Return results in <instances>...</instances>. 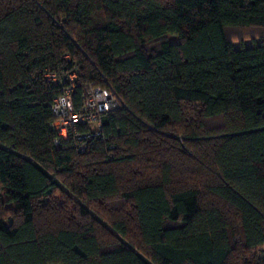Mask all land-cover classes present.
<instances>
[{
  "label": "trees",
  "instance_id": "1",
  "mask_svg": "<svg viewBox=\"0 0 264 264\" xmlns=\"http://www.w3.org/2000/svg\"><path fill=\"white\" fill-rule=\"evenodd\" d=\"M74 70L120 101L82 152ZM262 163L264 0H0V264H264Z\"/></svg>",
  "mask_w": 264,
  "mask_h": 264
},
{
  "label": "built area",
  "instance_id": "2",
  "mask_svg": "<svg viewBox=\"0 0 264 264\" xmlns=\"http://www.w3.org/2000/svg\"><path fill=\"white\" fill-rule=\"evenodd\" d=\"M47 81L65 85L62 92L52 101L51 126L56 133L54 144L61 139H71L75 148L82 152L88 143L101 137V116L107 111L120 106V101L114 91L100 86H85L82 90L81 103L76 108L73 95L76 90V71L61 77L55 72H46Z\"/></svg>",
  "mask_w": 264,
  "mask_h": 264
},
{
  "label": "rangeland",
  "instance_id": "3",
  "mask_svg": "<svg viewBox=\"0 0 264 264\" xmlns=\"http://www.w3.org/2000/svg\"><path fill=\"white\" fill-rule=\"evenodd\" d=\"M261 33L262 32H260L257 29H250V30H242L240 33H237V35L242 38L245 37L243 40V44L249 45L253 41H259L260 39L259 35H262ZM168 40L169 42H176L178 41V38L175 36L169 35ZM258 172L264 174V163L258 165Z\"/></svg>",
  "mask_w": 264,
  "mask_h": 264
}]
</instances>
